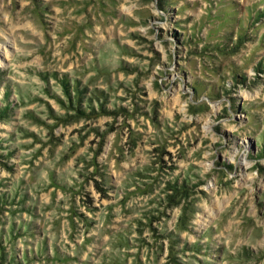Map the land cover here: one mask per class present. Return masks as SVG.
I'll list each match as a JSON object with an SVG mask.
<instances>
[{
	"label": "rangeland",
	"instance_id": "374dc122",
	"mask_svg": "<svg viewBox=\"0 0 264 264\" xmlns=\"http://www.w3.org/2000/svg\"><path fill=\"white\" fill-rule=\"evenodd\" d=\"M0 264H264V0H0Z\"/></svg>",
	"mask_w": 264,
	"mask_h": 264
}]
</instances>
